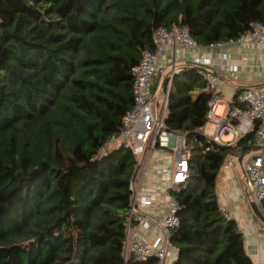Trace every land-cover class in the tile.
I'll use <instances>...</instances> for the list:
<instances>
[{
  "label": "trees",
  "instance_id": "trees-1",
  "mask_svg": "<svg viewBox=\"0 0 264 264\" xmlns=\"http://www.w3.org/2000/svg\"><path fill=\"white\" fill-rule=\"evenodd\" d=\"M257 22L264 0H0V264L153 263L122 252L135 158L120 143L101 150L133 106L131 69L156 28L204 46ZM203 73L187 63L168 90L165 126L189 151L186 181L168 190L173 264H254L216 196L227 156L254 132L235 145L198 132L219 95ZM236 91L229 107L241 108Z\"/></svg>",
  "mask_w": 264,
  "mask_h": 264
},
{
  "label": "built area",
  "instance_id": "built-area-1",
  "mask_svg": "<svg viewBox=\"0 0 264 264\" xmlns=\"http://www.w3.org/2000/svg\"><path fill=\"white\" fill-rule=\"evenodd\" d=\"M152 41L155 45L154 51H144L140 62L131 69L134 77L133 106L123 115L119 133L111 135L102 145L101 150H106L113 143H120L128 148L135 158L134 175L136 178L142 169L141 162L151 152L159 148L173 149L172 169L163 168L161 170L168 181L169 190L185 182L189 173V151L184 145L185 134L179 130H169L164 123L171 77L178 73L183 65L189 63L203 68V74L210 88L217 89L214 69L219 73L232 72L237 69L235 65L226 62L228 56L222 50L224 43L264 45V24L252 23L250 29L240 34L236 40L231 39L204 46L199 45L192 39L188 30L181 27H174L169 31L156 28L152 33ZM180 47H183L182 51ZM197 47L203 48L208 54L216 49L220 50L222 61L215 62L208 54L195 53ZM168 50H171L170 58L165 57V52ZM184 50H193V54L190 56V61L187 63L182 61L183 64L179 65L176 57L182 55ZM166 86H168L167 89ZM238 101L244 106L229 107L224 117H221L216 109L220 102L219 95L213 94L208 103L207 117L216 129L212 135L205 137L208 143L225 145L222 138L226 134L238 139L254 132L253 143L260 150L248 159L244 166V173L247 179V194L260 207L264 203V83L257 88L241 87L238 92ZM229 164L230 162L227 165ZM133 185L131 182L132 194L127 214L126 238L122 250L125 259L134 255L138 259H153L151 264H173L176 251L170 241V232L178 224L177 216H175L177 208L175 198L169 197L167 211L162 215L163 217L157 218L153 213L145 211V208L155 201V189L144 186L142 193L136 197ZM220 211L225 217H230L224 207H220Z\"/></svg>",
  "mask_w": 264,
  "mask_h": 264
},
{
  "label": "crops",
  "instance_id": "crops-1",
  "mask_svg": "<svg viewBox=\"0 0 264 264\" xmlns=\"http://www.w3.org/2000/svg\"><path fill=\"white\" fill-rule=\"evenodd\" d=\"M181 51L183 47H180ZM223 51L227 53V63L237 67L236 71H228L219 73L214 69V74L217 77V92H219L220 102L216 109L218 115L224 117V114L229 108L237 89L244 86L258 87L264 83V45L262 44H243L225 42ZM182 52V55H177V63L183 64L182 61H190L192 51ZM195 53L207 55V51L201 47L195 49ZM171 50L165 52V57L170 58ZM209 57L215 62L222 61L220 50L210 52ZM169 69V68H168ZM169 86V84H168ZM166 86V89L168 88ZM208 125V129L207 126ZM198 132L204 136L212 135L215 132L213 123L209 120L202 126ZM225 144L235 145L238 139L230 135H224L222 139ZM253 141L246 146V150L242 156V162L237 160L235 153L241 148L230 153L223 165L217 178L216 196L220 207L227 209L228 214L235 218L240 232L244 237V249L250 255L254 264H264V222L255 214L251 208L252 197L248 196L246 190L247 179L244 173V166L249 158L257 154L260 148ZM165 149V150H164ZM174 151L171 148H159L151 152L148 157L141 162L142 169L138 172L137 177L132 178L133 188L136 197L142 193L143 187H151L155 189L154 199L145 211L153 213L157 218L168 209V201L170 194L168 192V181L164 177L161 170L163 168L172 169ZM228 162H230L229 165ZM259 207V206H258ZM260 210V207H259ZM261 211V210H260Z\"/></svg>",
  "mask_w": 264,
  "mask_h": 264
},
{
  "label": "water",
  "instance_id": "water-1",
  "mask_svg": "<svg viewBox=\"0 0 264 264\" xmlns=\"http://www.w3.org/2000/svg\"><path fill=\"white\" fill-rule=\"evenodd\" d=\"M253 147L258 148V146H253ZM246 148H247V147H242V148L240 149V151H237V152L235 153V155L237 156V160H238L240 163L242 162V161H241V160H242V156H243V153H244V151L246 150ZM251 208H252L253 212H254L255 214H257V216L260 218V220L264 222V214H262V212L259 210V207H258V205L256 204L255 201H252V202H251Z\"/></svg>",
  "mask_w": 264,
  "mask_h": 264
},
{
  "label": "rangeland",
  "instance_id": "rangeland-1",
  "mask_svg": "<svg viewBox=\"0 0 264 264\" xmlns=\"http://www.w3.org/2000/svg\"><path fill=\"white\" fill-rule=\"evenodd\" d=\"M207 127V129H206V132H207V130L209 131V129H208V125L206 126ZM215 129H216V127H215ZM223 139V138H222ZM114 144H116V143H113V144H111V145H109L108 147H112V146H115ZM165 150V149H164Z\"/></svg>",
  "mask_w": 264,
  "mask_h": 264
}]
</instances>
